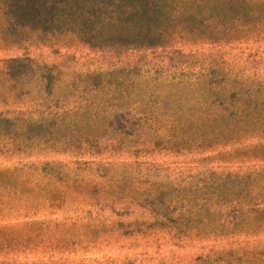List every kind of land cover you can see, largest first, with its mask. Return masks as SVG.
<instances>
[{
	"label": "rangeland",
	"instance_id": "1",
	"mask_svg": "<svg viewBox=\"0 0 264 264\" xmlns=\"http://www.w3.org/2000/svg\"><path fill=\"white\" fill-rule=\"evenodd\" d=\"M193 1L98 38L0 0V114L30 125L0 141V264H264L260 215L230 234L172 202L178 177L264 169V0Z\"/></svg>",
	"mask_w": 264,
	"mask_h": 264
},
{
	"label": "trees",
	"instance_id": "2",
	"mask_svg": "<svg viewBox=\"0 0 264 264\" xmlns=\"http://www.w3.org/2000/svg\"><path fill=\"white\" fill-rule=\"evenodd\" d=\"M227 3L225 0H217ZM214 3V2H212ZM211 4L209 1L193 0H5L7 16L19 25L55 28L90 32L100 37L108 29L120 31L122 28L144 32L157 26H173L183 16H168L166 9L177 5L178 12L184 10H204ZM180 14V13H179ZM156 30L166 33L163 29ZM30 125L20 119H8L0 114V141L16 142L19 138H27ZM4 144H7V142ZM260 149L264 150V146ZM8 170L0 171V175H9ZM171 191L176 195L172 199L175 206L183 205V214L189 215V221L208 222L216 217L228 219V232L233 234L243 223L248 212L260 215L264 222V169L247 173L209 172L201 175L178 177ZM161 191H155V203ZM168 206L161 203V211ZM264 226V223H260ZM222 227V223H218Z\"/></svg>",
	"mask_w": 264,
	"mask_h": 264
}]
</instances>
